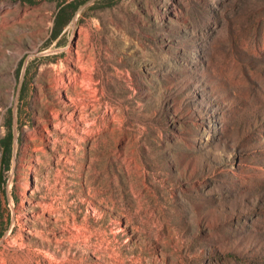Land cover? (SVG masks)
Wrapping results in <instances>:
<instances>
[{
	"label": "rangeland",
	"instance_id": "374dc122",
	"mask_svg": "<svg viewBox=\"0 0 264 264\" xmlns=\"http://www.w3.org/2000/svg\"><path fill=\"white\" fill-rule=\"evenodd\" d=\"M7 123L0 264H264V0H0Z\"/></svg>",
	"mask_w": 264,
	"mask_h": 264
},
{
	"label": "trees",
	"instance_id": "16d2710c",
	"mask_svg": "<svg viewBox=\"0 0 264 264\" xmlns=\"http://www.w3.org/2000/svg\"><path fill=\"white\" fill-rule=\"evenodd\" d=\"M76 6L77 1H71L59 5L57 15H55L54 18L53 35L51 39L58 37L63 27L71 21L72 17L76 14ZM6 129V135L0 139L2 169H7L9 167V158L11 157L13 146L12 123H7Z\"/></svg>",
	"mask_w": 264,
	"mask_h": 264
}]
</instances>
